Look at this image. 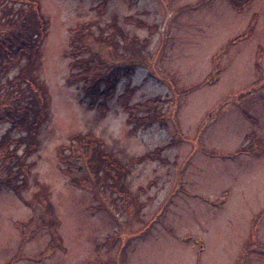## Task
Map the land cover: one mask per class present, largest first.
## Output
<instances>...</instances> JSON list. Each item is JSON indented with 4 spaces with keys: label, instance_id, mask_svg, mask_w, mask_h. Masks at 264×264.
Here are the masks:
<instances>
[{
    "label": "rangeland",
    "instance_id": "1",
    "mask_svg": "<svg viewBox=\"0 0 264 264\" xmlns=\"http://www.w3.org/2000/svg\"><path fill=\"white\" fill-rule=\"evenodd\" d=\"M35 2L36 48L0 58V264H264V0ZM93 56L129 65L101 108L71 77Z\"/></svg>",
    "mask_w": 264,
    "mask_h": 264
},
{
    "label": "trees",
    "instance_id": "2",
    "mask_svg": "<svg viewBox=\"0 0 264 264\" xmlns=\"http://www.w3.org/2000/svg\"><path fill=\"white\" fill-rule=\"evenodd\" d=\"M35 3H36L35 0L34 1L28 0V1H23V2L21 1L20 4L22 5L17 6L14 0H0V23L5 22L7 25V29H5L3 33L2 31H0V58L1 59L8 61V60H11L12 54L13 55L17 53L19 54L20 52L24 50L30 52L31 49L36 48L40 40V36L44 34L45 27H44L43 17L39 11L38 6H35L36 5ZM88 27H89L88 25L84 27V30L86 28L85 31L87 33H89L88 29L90 30V28ZM84 30H80L79 28L77 32H80L81 35L85 36L84 32L82 33V31ZM73 38L77 41L75 43L76 46H74L75 47L74 56L79 57V55L83 52V50H82V46H80V43L78 44V42H80V40H83V38L79 36H73ZM80 58H81V55H80ZM94 58L95 57L93 56L91 59L82 58L81 60H78L77 63L72 62L71 64L74 68H76V71L72 72L71 77H74L75 80H78L81 78L85 79V82H84L85 85L83 87V90L84 92H86V95H87L86 97H89L90 106L91 107L97 106L101 108V106L104 107L105 101L102 102L98 100H100L101 98H104L106 100L107 98L111 97V95L115 91V86L114 84L110 85V81L113 79V82H117L119 78L121 77V75L123 74L124 70L128 69L129 65L125 64L123 66L124 67L123 69L122 67L114 68L115 71L113 73L107 72V71L98 73V71L94 69L95 66L90 63L92 62V59ZM111 62L113 64L120 65V61L118 62V60L116 61L111 60ZM216 75L217 74H215L214 76ZM21 77H23V79L27 82V84H25V86L22 87L21 81L16 82V85L17 86L19 85L22 88H19L17 92L18 94L13 95L11 100L15 101V100H18V98H20L19 101H15L14 103H16L15 108L16 109L21 108V111H23V113L20 112V110H18L17 112H19L21 116L17 114L18 117H15V118L16 120L20 121L23 128H27L28 135L29 137H31L34 135L33 129L36 128L37 124L41 120V116H39L40 113L38 112V106H37L38 97L35 99V95L31 96L30 97L31 104L29 103L30 100H28L27 94L25 92L27 90L29 92L30 87L28 86V84L31 85L33 81L30 79V76H28L23 71H22ZM27 77H28V80H27ZM210 78H212L211 80H209L210 82L215 81L214 77H210ZM102 80H107L108 82L107 86L102 87L101 85V83L103 82ZM10 83L11 82L9 81V84ZM157 100L159 99L157 98ZM96 101L98 102L96 103ZM136 117H139V115H137L136 112H132L130 116L128 117V120L136 121L135 120ZM18 121H17V124H18ZM24 138L28 139L26 137H23L21 138V140L18 139V141L22 143ZM77 139L79 140L78 141L79 147L72 145L71 148L73 152L77 150L79 151V155H80L79 157H81L80 159L82 161L83 167H85L86 173L89 175L87 168H86L88 165V160L89 161L94 160L96 151L100 153V149H101L100 142L99 140L94 138L92 134H87L85 136L78 135ZM8 144H9V136H4L2 140L0 141V150L2 149L5 150L4 148ZM26 145H27L26 149L29 150V148H31V145L35 146V142L30 141L26 143ZM84 151H88L89 156L86 155L87 152H84ZM242 151L244 152L243 149ZM8 152H9V149L5 150L6 154ZM12 154H14V152L10 151V155ZM25 154L27 153L25 152ZM100 155L103 159L104 157L102 156L101 153ZM6 156L8 159L9 158L8 154ZM8 168H10V166H8ZM10 176L11 177L8 178L9 179L8 182L13 181L12 180V178L14 177L13 174H10ZM104 178L105 176L101 178L102 182L105 181ZM16 189L19 190V186H16Z\"/></svg>",
    "mask_w": 264,
    "mask_h": 264
}]
</instances>
